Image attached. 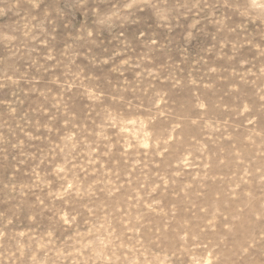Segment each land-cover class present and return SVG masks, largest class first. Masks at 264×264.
<instances>
[{"label":"rangeland","instance_id":"obj_1","mask_svg":"<svg viewBox=\"0 0 264 264\" xmlns=\"http://www.w3.org/2000/svg\"><path fill=\"white\" fill-rule=\"evenodd\" d=\"M0 264H264V0H0Z\"/></svg>","mask_w":264,"mask_h":264}]
</instances>
